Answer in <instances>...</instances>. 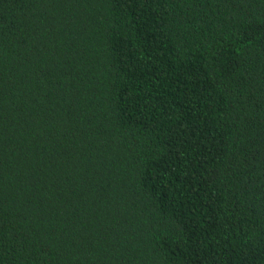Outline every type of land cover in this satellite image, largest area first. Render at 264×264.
I'll list each match as a JSON object with an SVG mask.
<instances>
[{"label":"trees","instance_id":"obj_1","mask_svg":"<svg viewBox=\"0 0 264 264\" xmlns=\"http://www.w3.org/2000/svg\"><path fill=\"white\" fill-rule=\"evenodd\" d=\"M0 264H264V0H0Z\"/></svg>","mask_w":264,"mask_h":264}]
</instances>
